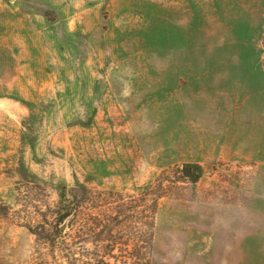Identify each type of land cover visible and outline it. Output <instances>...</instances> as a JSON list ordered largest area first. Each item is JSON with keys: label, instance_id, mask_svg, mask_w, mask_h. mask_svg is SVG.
Segmentation results:
<instances>
[{"label": "rangeland", "instance_id": "1", "mask_svg": "<svg viewBox=\"0 0 264 264\" xmlns=\"http://www.w3.org/2000/svg\"><path fill=\"white\" fill-rule=\"evenodd\" d=\"M106 250L264 264V0H0V264Z\"/></svg>", "mask_w": 264, "mask_h": 264}, {"label": "trees", "instance_id": "2", "mask_svg": "<svg viewBox=\"0 0 264 264\" xmlns=\"http://www.w3.org/2000/svg\"><path fill=\"white\" fill-rule=\"evenodd\" d=\"M163 180L161 179L157 184L151 185L145 189H143L140 194L137 196L138 200H146L150 196H153V203L150 204L151 206V213L153 214L151 216V222L152 226L154 224V214L155 210L157 209L158 200L164 196V190L163 188ZM88 195V188L85 186H73L69 190H64L62 193V200L60 202L61 211L59 213L58 219L63 223L64 221H68V227H72L76 222L77 218H79L80 210L82 207V204L87 200ZM140 206L145 207V204H140ZM148 213L149 209H143L141 213ZM145 213V214H146ZM153 219V220H152ZM55 230L58 233H61L63 230L60 228V226L56 225ZM64 256L66 257V260L71 263L72 261L76 260L73 253H71L70 248H67L63 252ZM91 260H88L85 264H109L108 258L113 257V253H111L109 250H106L104 252H94L92 253Z\"/></svg>", "mask_w": 264, "mask_h": 264}, {"label": "water", "instance_id": "3", "mask_svg": "<svg viewBox=\"0 0 264 264\" xmlns=\"http://www.w3.org/2000/svg\"><path fill=\"white\" fill-rule=\"evenodd\" d=\"M184 173L187 175V174H189V169L188 168H185L184 169ZM67 225H68V221L66 220V221H64V223L61 225V229L62 230H65L66 228H67Z\"/></svg>", "mask_w": 264, "mask_h": 264}]
</instances>
